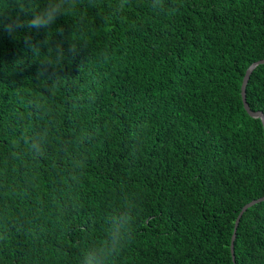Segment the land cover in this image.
Wrapping results in <instances>:
<instances>
[{"label": "trees", "instance_id": "16d2710c", "mask_svg": "<svg viewBox=\"0 0 264 264\" xmlns=\"http://www.w3.org/2000/svg\"><path fill=\"white\" fill-rule=\"evenodd\" d=\"M261 58L264 0H0V264H264Z\"/></svg>", "mask_w": 264, "mask_h": 264}, {"label": "water", "instance_id": "95a60500", "mask_svg": "<svg viewBox=\"0 0 264 264\" xmlns=\"http://www.w3.org/2000/svg\"><path fill=\"white\" fill-rule=\"evenodd\" d=\"M260 63H264V58H261V59H258V60H255V61H252L244 70L243 72V75H242V78H241V82H240V86H239V94H240V98H241V102H242V106L244 108V110L246 111V113L251 116V117H256V118H259L260 119V122H261V125H262V129H263V138H264V116L263 114L261 113V111H252L249 109L246 101H245V84L247 82V79H248V76L250 74V72L252 71V69L257 65V64H260ZM264 200V195L262 196H259L257 198H253L249 201H247L246 203H244L240 208H239V211L237 212L235 218H234V222H233V228H232V233H231V236H230V255H231V258L233 259V247H232V241H233V238H234V232H235V228H236V225L238 223V220H239V217L240 215L242 214V212L248 208L249 206H251L252 204L256 203V202H259V201H262Z\"/></svg>", "mask_w": 264, "mask_h": 264}, {"label": "rangeland", "instance_id": "374dc122", "mask_svg": "<svg viewBox=\"0 0 264 264\" xmlns=\"http://www.w3.org/2000/svg\"><path fill=\"white\" fill-rule=\"evenodd\" d=\"M20 251H21V250H20ZM20 251H19V252H20Z\"/></svg>", "mask_w": 264, "mask_h": 264}]
</instances>
